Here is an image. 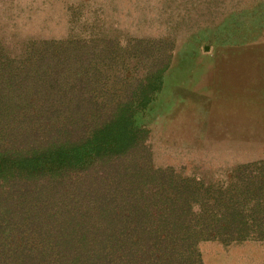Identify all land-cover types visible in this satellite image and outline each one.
Returning <instances> with one entry per match:
<instances>
[{
	"label": "trees",
	"instance_id": "obj_1",
	"mask_svg": "<svg viewBox=\"0 0 264 264\" xmlns=\"http://www.w3.org/2000/svg\"><path fill=\"white\" fill-rule=\"evenodd\" d=\"M99 35L0 48V264H200L199 242H264V161L213 185L155 171L134 117L171 49Z\"/></svg>",
	"mask_w": 264,
	"mask_h": 264
},
{
	"label": "rangeland",
	"instance_id": "obj_2",
	"mask_svg": "<svg viewBox=\"0 0 264 264\" xmlns=\"http://www.w3.org/2000/svg\"><path fill=\"white\" fill-rule=\"evenodd\" d=\"M89 33L171 49L160 91L134 117L155 171L213 185L264 161V0H0L10 58ZM197 251L200 264H264V242L205 241Z\"/></svg>",
	"mask_w": 264,
	"mask_h": 264
}]
</instances>
